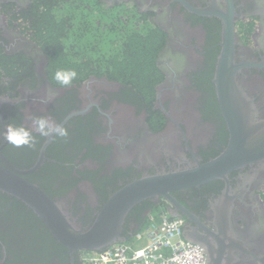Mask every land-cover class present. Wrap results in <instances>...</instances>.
I'll use <instances>...</instances> for the list:
<instances>
[{
	"label": "flooded vegetation",
	"instance_id": "af4514ba",
	"mask_svg": "<svg viewBox=\"0 0 264 264\" xmlns=\"http://www.w3.org/2000/svg\"><path fill=\"white\" fill-rule=\"evenodd\" d=\"M229 5L238 16L236 54L239 50V56L264 65V0H148V6L138 0H0V133L8 123L31 130L36 116L50 117L69 133L53 140L33 132L35 146L19 149L0 136V164L6 166L7 160L26 171L40 161L23 178L66 208L90 214L142 173L219 157L241 129L223 118L214 83L221 21L198 10L217 6L228 11ZM109 9L122 25L106 30L103 21L89 20V14L110 16ZM129 21L133 27L123 29ZM102 38L114 42L97 48L107 58L90 59ZM134 38L149 39L154 46L132 59L125 50ZM163 50L167 57L159 60ZM56 60L84 66L72 86L54 83ZM125 61L133 68L127 71ZM256 65L240 77L246 101L252 103L246 109L251 120L246 150L262 155L246 157L253 160L223 179L172 192L174 203L153 198L138 207L141 216L152 206L180 220L183 239L200 242L207 251L224 245L219 257L228 262L223 264H264V141L252 139L264 134V68ZM50 90H55L51 98ZM2 207L7 220H0V264H46L37 248L48 243L41 227L47 228L29 209L38 227L30 217L33 228H25V219L18 223L14 204ZM50 264H85L83 252L72 263L64 249Z\"/></svg>",
	"mask_w": 264,
	"mask_h": 264
},
{
	"label": "water",
	"instance_id": "95a60500",
	"mask_svg": "<svg viewBox=\"0 0 264 264\" xmlns=\"http://www.w3.org/2000/svg\"><path fill=\"white\" fill-rule=\"evenodd\" d=\"M138 2L148 6V0H138ZM229 7L228 11L217 6L198 10L202 15L216 16L221 21V53L216 64L214 83L223 118L227 122L235 123L241 129L239 137H232L230 146L219 157L205 163L196 161L193 165L142 173L112 192L103 204L97 209H92L90 214L85 213L84 209L76 211L73 208H66L64 203L53 200L39 186L23 178V174H26L23 172L35 171L40 161L26 171L12 168L7 160L6 166L0 164V194L18 200L29 209L47 228L56 243L67 250L72 263L76 253H100L114 245L129 243L127 239L140 231L131 213L140 205L149 204L146 202L150 199L163 198L174 203L170 195L172 192L199 186L215 178L223 179L230 170L241 166L246 160H253L245 159L246 157L253 156L255 159L256 154L262 155L254 149L252 141L251 150L255 152L246 150L250 148L248 139L251 140V135L247 133V130L251 129L246 128L251 122L250 110L246 109H251L252 103L246 101L247 95L240 73L256 64L251 62V56H239V50L236 54V47L240 44L235 32L238 16L231 5ZM165 57L167 52L163 50L159 60ZM160 65L158 66L162 70L164 67L162 63ZM256 66L264 68L261 62ZM167 70L164 69L165 72ZM252 139L255 142L264 141V134L253 135ZM261 144L264 146V143ZM151 209L142 217H150ZM186 240L201 247L207 264L228 262L225 258L219 257L225 251L224 245H219V248L211 245V252L209 249L207 251V246L200 242L189 238ZM207 241L209 243L210 239Z\"/></svg>",
	"mask_w": 264,
	"mask_h": 264
},
{
	"label": "built area",
	"instance_id": "2783aa9c",
	"mask_svg": "<svg viewBox=\"0 0 264 264\" xmlns=\"http://www.w3.org/2000/svg\"><path fill=\"white\" fill-rule=\"evenodd\" d=\"M150 215L145 228L129 243L100 252H84L85 264H207L198 245L183 239L180 220L161 214L159 222Z\"/></svg>",
	"mask_w": 264,
	"mask_h": 264
},
{
	"label": "trees",
	"instance_id": "16d2710c",
	"mask_svg": "<svg viewBox=\"0 0 264 264\" xmlns=\"http://www.w3.org/2000/svg\"><path fill=\"white\" fill-rule=\"evenodd\" d=\"M114 9H109L107 11H111V12H108L110 16H105L104 14H100V15H91L89 14V20L92 22V24L94 23V21L96 20H101L104 22V25L106 26V30L107 29H110L111 27H116L117 24H121L122 25V21H120L116 15H115V12H113ZM117 19V20H115ZM69 22H70V27L73 28V26L75 24H72V20L69 19ZM145 24H143L144 26ZM133 27V23L131 21L127 22V24H125V26L123 27V29H130ZM89 43L92 44V41L91 39L88 40ZM113 41L111 39H107V38H102L100 41H96V46H95V51L90 55V59L92 58H101V57H104V58H107L105 57L104 55H102L99 51H98V47L99 45L101 44H104L105 47H107L108 45H113ZM153 42L149 41L148 40H142V38H134L132 41L128 42V44L126 45V50L125 52L126 53H132L133 56L131 57L132 59L138 57L139 53L141 52H149V48L150 46H154V44H152ZM102 51H108L107 49L105 50H102ZM64 54H66V52H64ZM116 57V54L115 56ZM108 61H99V64H105L107 63ZM126 62V65H124L123 67L128 71L129 68H133V67H128V66H133V63L132 62H129V61H125ZM71 69L73 68L72 70H75L77 73H82L80 70L78 69H82L84 68V66H81V65H74V66H68V65H62L59 61L56 60L55 62V65H54V71H57V70H60V69ZM153 67V66H152ZM156 70V69H154ZM107 73H109L111 76L114 75V72H113V69L111 67L107 68ZM143 72H141L140 75H142ZM124 99V98H122ZM12 203L16 206L17 208V218H18V223H22L25 219V221L27 222V224L25 225V228H33L34 227V223L33 221L28 220V217L32 218L36 224V227H38L39 223H37L35 221V219L33 218V215L32 213H30L29 211H27V208L21 203L19 202L18 200L14 199V198H10V197H7L5 195H2L0 194V209H2V205H6L7 203ZM151 206V205H150ZM152 207V206H151ZM138 207L135 208L131 215L133 214H137L138 213ZM158 208L154 209L152 208L151 209V215H153V219L154 221L157 223L159 222V219H160V215L158 213V211H156ZM15 215V216H16ZM14 216H10V218H13ZM0 220H7L1 213H0ZM136 221H137V224H138V230H142L143 228H145L148 224H150V220H149V217L148 216H145V218H143L140 213L137 214L136 216ZM3 222V221H2ZM38 224V225H37ZM42 231H43V235L45 237V239L47 240L48 243H40L38 245V248H37V251L39 254H43L41 255V259H43L46 264H50V261L53 259L54 255L56 254V252L58 253L59 251H63L64 249L61 248V246H59L50 236V234L48 233L47 230H45L43 227H41ZM2 231H0L1 233ZM134 237L132 238H128L127 239V242H131L133 240Z\"/></svg>",
	"mask_w": 264,
	"mask_h": 264
},
{
	"label": "clouds",
	"instance_id": "9594fccd",
	"mask_svg": "<svg viewBox=\"0 0 264 264\" xmlns=\"http://www.w3.org/2000/svg\"><path fill=\"white\" fill-rule=\"evenodd\" d=\"M77 72L72 69H60L55 71L53 81L60 88L70 87L77 78ZM49 98L55 95V90L49 91ZM5 131L0 133L2 139L14 148H33L36 144V136L55 139H66L69 135L65 126L55 122L50 117L36 116L31 120V130L23 125L8 123L4 126ZM161 215V214H159Z\"/></svg>",
	"mask_w": 264,
	"mask_h": 264
}]
</instances>
